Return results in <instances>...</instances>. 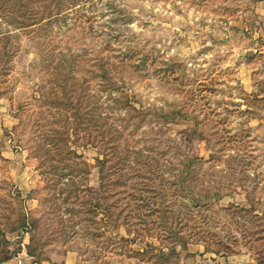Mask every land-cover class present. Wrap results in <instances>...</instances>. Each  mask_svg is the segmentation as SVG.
<instances>
[{
    "label": "rangeland",
    "instance_id": "374dc122",
    "mask_svg": "<svg viewBox=\"0 0 264 264\" xmlns=\"http://www.w3.org/2000/svg\"><path fill=\"white\" fill-rule=\"evenodd\" d=\"M263 29L259 0H0V53L15 54L11 70L0 60L1 264H258L241 209L264 216ZM55 92L84 126L102 114L131 161L160 160L159 177L130 168L125 187L100 192L87 130L70 135L66 162L44 149L60 126L43 105ZM144 182L154 202L192 206L184 234L236 236L237 254L172 251L166 216L138 206L151 201Z\"/></svg>",
    "mask_w": 264,
    "mask_h": 264
},
{
    "label": "trees",
    "instance_id": "16d2710c",
    "mask_svg": "<svg viewBox=\"0 0 264 264\" xmlns=\"http://www.w3.org/2000/svg\"><path fill=\"white\" fill-rule=\"evenodd\" d=\"M23 2L26 3V0H23ZM59 9L60 8H58V10ZM23 26H27V25L26 24L21 25V28L25 29V27ZM45 27L47 26L45 25ZM41 31L42 28H39L37 31H31V32H36L34 38H41L40 37ZM0 35H3V33H0ZM8 46L5 44V46L3 47L4 49L2 50V53H0V60L1 62H6L5 64L7 68L11 70L13 69L12 62L15 54L11 53L8 50L7 48ZM19 49L20 48H18L16 51H18ZM60 68L61 65L57 67L58 72L61 71ZM57 93L55 92V95L51 98L50 101H45L43 103V105L46 106L47 109L51 111L52 118L54 119L55 123L60 124L59 128H56L53 134H45V136H43L39 141V144L44 149H46V146L51 145L52 148L56 150V156L58 157L59 161L66 162V160L70 158L69 154L77 155L76 152L74 151L71 152L72 150L69 147V143L71 141L70 135H73V137H75V141H77L80 132L82 130H87V134L84 136V138L87 140L90 138V136L95 135L94 140H97L96 147L100 149L99 151H101L100 153L102 154V159L96 158L101 173L100 186H99L100 192L105 191L106 189L110 190V188L113 186L117 187L118 185H120L122 187H125L127 185V182L131 179V177L128 174L130 168L131 170H134L133 172L130 171V173L137 180L139 178H146L148 180H152L153 175H157V177H159V174L161 173V171H163V166H162L163 164H161L160 160H158L155 157L150 159L149 156H144L142 154L143 151L138 150L137 152L134 153L135 159L131 161L132 156H129L130 153L129 152L127 153V150L126 151L121 150L119 144L120 138L119 137L117 138V136L111 130V126L109 125V123L107 124V121L105 120L106 118H104L102 114L101 116L97 115L98 117L97 119H95L92 128L90 126H84L83 123L81 122L82 120H84L85 116L83 117L81 115L80 110L76 105V102H73L70 99L68 100L63 99L59 96L60 93L59 92ZM164 119H168V115L164 116ZM87 125L89 124L87 123ZM70 130H72L73 132H70ZM46 151L49 152V150ZM48 155L51 156L50 153H48ZM133 165L134 167H132ZM105 169L107 170L106 172ZM157 188L153 184L144 182L143 186H141L140 189L145 190L147 193H149L150 195L149 198L151 201H148V198H144L143 196H140V200L142 204L139 203L138 206L142 209L145 207H150L151 211L154 212L155 210L156 213H160L163 216H166L165 221L162 223L163 225L162 227L165 234L168 229L171 230L169 237L167 236L166 237L171 241L170 247L172 248V251H176L175 249L178 247V245H180V248L182 250L187 251L189 249V244L194 242V243L204 244L206 247L205 249L206 253H214L216 255H227V256L237 254L236 251L237 248H235L236 246L232 245V243H238L236 241L237 240L236 236H233V239L235 240H233L232 243L231 242L227 243L224 242L222 239L217 238L218 245L212 246L210 242H208L209 239L207 238V236L202 235L200 231L195 232L193 235L190 234V232L188 234L185 232L184 234V228L186 227L185 222H187L190 219L189 218L190 216L188 215V213L183 212V210L185 209L182 210L181 207L186 206V209L190 210L192 209V206H187V204L182 203L181 201L176 202V200L174 201L162 200L161 203L154 202L155 201V200L153 201L154 198H156L158 195H162L161 191ZM143 201L147 202V204H144ZM195 202H196L195 206L200 207L199 201H195ZM177 203H182L181 205H179V208L175 207V204ZM241 211L250 212L253 214L252 221L255 220L254 221L255 224H253L255 228H251V229L249 228L247 232L248 235L245 236V238L247 239V242H250L252 245L253 244L255 245L253 249L252 248L250 249L255 251L258 258V264H264V216H260L259 214H256L255 207L251 208L250 210L241 209ZM168 218L175 220L177 224L180 225L178 228L179 230L173 229L172 226L168 224L167 222ZM236 223L237 225L239 224L237 220ZM166 237L165 239H167ZM213 237L216 238L217 236H213ZM0 238L3 241H5L4 234L1 230H0ZM3 244L4 242H0V247H3ZM3 261L5 260L3 258H0V264L3 263Z\"/></svg>",
    "mask_w": 264,
    "mask_h": 264
},
{
    "label": "crops",
    "instance_id": "0c3cea01",
    "mask_svg": "<svg viewBox=\"0 0 264 264\" xmlns=\"http://www.w3.org/2000/svg\"><path fill=\"white\" fill-rule=\"evenodd\" d=\"M259 5L261 7V19L264 21V0H259ZM258 35H259L260 39H262V41L264 42V29ZM256 51H257L260 59H262V62L264 63V43ZM82 264H87V263L85 262V263H82Z\"/></svg>",
    "mask_w": 264,
    "mask_h": 264
}]
</instances>
